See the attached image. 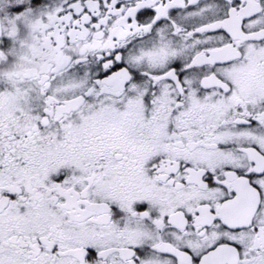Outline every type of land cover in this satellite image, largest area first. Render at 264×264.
Here are the masks:
<instances>
[{
	"label": "snow or ice",
	"instance_id": "obj_1",
	"mask_svg": "<svg viewBox=\"0 0 264 264\" xmlns=\"http://www.w3.org/2000/svg\"><path fill=\"white\" fill-rule=\"evenodd\" d=\"M0 264H264V0H0Z\"/></svg>",
	"mask_w": 264,
	"mask_h": 264
}]
</instances>
